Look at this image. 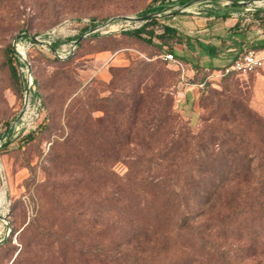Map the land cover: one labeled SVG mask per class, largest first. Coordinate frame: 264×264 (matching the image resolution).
Returning a JSON list of instances; mask_svg holds the SVG:
<instances>
[{
  "label": "rangeland",
  "instance_id": "374dc122",
  "mask_svg": "<svg viewBox=\"0 0 264 264\" xmlns=\"http://www.w3.org/2000/svg\"><path fill=\"white\" fill-rule=\"evenodd\" d=\"M152 5L157 3L152 0H0V146L23 108L28 73L33 80L24 112L26 119L19 121V131L5 147H0V197L4 198L0 213L7 216L10 228L8 231L0 220V239L8 234V241L0 244V264H130L132 255L122 251L123 247L106 248L110 238L106 228L111 225L106 200L116 189L111 185L116 179L111 180V176L117 175L118 180V176L129 172V160L118 154L120 148L113 131L107 137L87 134L82 132V124L89 114L98 119L104 112L117 109L110 99L116 88L131 100L138 97L140 89L151 97L158 82L167 96L160 107L166 109V104L171 105L177 116L162 125L174 131L175 136L184 129L196 134L206 118L210 122L233 115L227 122L234 127L231 133L238 154L253 152L246 148L247 144L256 150L251 156L252 172L246 180L239 186L226 184L219 191L215 208H207L203 216L204 247L199 254L196 247L186 239L174 238V234L173 242L167 239L169 243H165L162 231L166 226L160 221L153 222L152 212L140 217L151 226L159 241L164 242L168 256H192L190 260H196L194 264H264V154L259 151L264 149V98L257 97L255 92L256 73L215 74L203 86L179 90L174 66L160 58L165 49L159 51L123 34L122 29L133 28L138 23L119 19L83 38L74 55L62 62L44 45L29 38L18 39L15 46L25 47L27 63L17 54L19 62L12 61L17 75L9 67L6 49L13 47L14 39L23 31L37 38L50 36L51 40L61 41L64 48L94 27L82 31L88 20H95L97 26L115 16H140ZM174 10L178 9L171 7L172 13L157 17L158 22L173 24ZM259 71L264 74V69ZM152 76L158 80L152 81ZM203 78L201 73L193 81L201 82ZM124 99L120 101L128 105ZM246 109L255 117L239 116ZM73 112L75 120L71 123L76 128L69 125ZM108 124L115 126L112 116ZM140 126L141 117H137L130 141H136ZM219 134L222 141L225 136L223 132ZM236 170L243 174L240 168ZM71 203L79 219L89 220V224L95 222L94 227L102 234L99 238L93 234L85 238V234L79 241L85 246L98 245L106 255L94 252L92 247L80 255L67 241L59 243V207ZM41 213L40 222H32L21 232ZM107 255H115V260L105 259Z\"/></svg>",
  "mask_w": 264,
  "mask_h": 264
},
{
  "label": "trees",
  "instance_id": "16d2710c",
  "mask_svg": "<svg viewBox=\"0 0 264 264\" xmlns=\"http://www.w3.org/2000/svg\"><path fill=\"white\" fill-rule=\"evenodd\" d=\"M152 1L157 3V6H150L149 11L143 12V15L160 11L172 3V0ZM188 1L175 0L173 3L177 2L181 5ZM229 6L237 7L239 5L229 3ZM228 15L229 12H226L223 16ZM253 18L258 20L260 26L264 29V8H257L253 13ZM85 24L86 26L82 31L95 26L96 22L91 19L86 21ZM238 25V23L235 24L233 28L237 29ZM22 30L24 29L22 28L20 31ZM121 32L153 45L159 51L165 49V52H172L173 43H183L185 39V36L176 28L158 22L157 18L146 20L141 25L133 28L122 29ZM154 39L157 42H154ZM53 45L60 49L62 42L57 40L53 42ZM6 51L9 67L12 73L17 75L16 67L12 61L19 62L18 58L11 47L7 48ZM160 54L162 55V53ZM175 56L183 62L182 58ZM62 61L66 60L59 59V62ZM175 71L178 84L180 71ZM211 71L203 72L204 78L201 82H193H204L205 84ZM231 75L233 74L225 76ZM152 77V81L158 80L157 77ZM23 82L25 83V80ZM154 87L155 92L151 97L143 89H140L137 92L138 97L131 100L127 95L121 93L120 88H116L110 97L111 101L115 102L114 105L117 108L115 111L104 112L103 117L98 119H93L89 114L83 120L82 132L84 133H96L99 136L107 137L113 131L112 136L118 142L117 147L120 148H117L118 154L129 160V163H127L129 172L125 173L124 176H118V180L117 175L111 176V180L116 179V181L111 182V185L116 189L106 200V203L108 202V216H110L109 222L111 223L106 228V232L110 233L106 248L111 250L115 246L123 247L122 251L132 255L129 256L130 264H194L196 260H190L192 256H168L163 245L164 242L159 241L156 233L151 230V226L147 225V222L144 223L140 216H146L149 212H152V221H160L162 225L166 226V229L162 231L165 243L168 242L167 239L170 240L169 242H173L174 238H183L191 246L196 247L199 254L204 247L205 223L203 216L207 208H215L218 203L219 191L226 184L233 183L239 186L251 174V156H254L256 149L254 150V147L247 144L246 148L253 152L250 154L246 152L243 155L238 154L240 152L237 151L236 145L233 143L234 135L231 133L234 132L232 131L234 127L227 122L230 117L233 118V115L210 122L206 118L196 134L192 133L191 135V130L185 131L184 129L175 136L174 131L165 129L162 124L169 119L175 120L177 116L172 111L171 105L166 104V109L165 106L160 107L161 101L164 103L165 98H167L163 95L162 83L158 82ZM122 97H126L124 100L129 103L128 105H123L120 101ZM150 105H153L154 109L153 106L149 109ZM74 115L73 112L72 118L69 120L70 128L72 126L77 127L74 123L73 125L71 123L72 120H75ZM119 115H122V117H119ZM111 116L115 120L114 129L108 124ZM239 116H244L243 118L246 119L255 117L247 109ZM137 117H141V126L136 130V141L134 142L133 140L130 141V133L133 128V121ZM95 127H98V130ZM219 132H223V136H225L222 141H219ZM131 143L135 145L131 146ZM6 145L4 144V147ZM112 145L115 144L112 143ZM259 149L264 154V149ZM236 168H240L243 174L237 171ZM130 170H134L135 173H131ZM81 201L87 203L85 198H82ZM72 205L71 203V205L59 207V243L67 241L80 255L89 252L91 247L94 252L104 254L98 245L91 246L89 244L85 246L84 243L79 241V238L85 234V238H89L90 234L99 238L102 234L101 230L94 227L95 224L93 223L95 222L89 224V220H86V222L80 220ZM38 215L33 221H29L21 232L31 226L32 222H40L42 213L40 216ZM173 234L174 238H172ZM42 242L43 240L41 244ZM21 251L22 248L16 253L12 263ZM107 258L113 262L115 255H107L105 259Z\"/></svg>",
  "mask_w": 264,
  "mask_h": 264
},
{
  "label": "crops",
  "instance_id": "0c3cea01",
  "mask_svg": "<svg viewBox=\"0 0 264 264\" xmlns=\"http://www.w3.org/2000/svg\"><path fill=\"white\" fill-rule=\"evenodd\" d=\"M245 8L231 7L225 1H209L198 3L185 12L173 11L174 22L167 24L185 36L183 43L172 46V52L182 58L186 67L185 82L177 84L179 90L191 89L189 86L196 85L195 76L208 70L216 72L246 49L264 47V29L253 18L254 11L264 6L253 11H245ZM195 9L198 13L192 12ZM226 12L229 15L224 17ZM235 12L239 15H234ZM237 23L238 28L234 29ZM255 92L257 97L264 98V74L260 71L255 77Z\"/></svg>",
  "mask_w": 264,
  "mask_h": 264
},
{
  "label": "water",
  "instance_id": "95a60500",
  "mask_svg": "<svg viewBox=\"0 0 264 264\" xmlns=\"http://www.w3.org/2000/svg\"><path fill=\"white\" fill-rule=\"evenodd\" d=\"M209 1H225L226 3H235V4L239 5V6L262 7L261 4H260L261 0H248V1H243V0H239V1H237V0H189L188 2H186L184 4H181V5L179 4V7H178L179 9L176 12L177 13L185 12V11H187L185 9L188 8V7H191V6H193L195 4H198V3L209 2ZM174 4H178V3L177 2L171 3V4L168 5L167 8H164V9H162L160 11L151 12V13H148V14H145V15H140V16H115V17H112V18L108 19L105 23H103L101 25L94 26L93 28H91V29L87 30L86 32L82 33L81 35H79L76 38V40L73 41V44H72L71 48L69 49V55L66 56L65 58H68L74 52L75 48L77 47V45L79 44V42L83 38H86L87 36H89L91 34L97 33L98 31H101L102 29H105L113 21H115L117 19H119L121 21H127V22H144V21L152 19V18L162 17V16H164L166 14L172 13L170 11V8L173 7ZM21 38H24V39L29 38L34 43H39V44L44 45L49 50H51L55 54V56L57 58H60L59 55H62L61 51L53 45V41L50 39L49 36H46V37H43V38L42 37L41 38L40 37L37 38V37L33 36L32 34H30L29 32L23 31V32L19 33L16 36V38L14 39L13 47H11L17 57H18L19 54L15 50V45L17 44V40L21 39ZM20 57L23 59V61H25L27 63V60H26V57H25L24 54L22 56H20ZM32 82H33V80L31 78V75H30V73H28L27 76H26V88H25V94H24V105H23V108L19 112V114L16 117V119L9 126L8 132L6 134H4L3 138H4L5 141L2 143V145L7 143L14 136L16 131L18 130L19 121L22 119V116H23V114L25 112V108H26V106L28 104V101H29L30 89H31ZM0 220H2L5 223V225L7 226L8 231H9V229H10L9 228V223L7 221V216L4 213H0ZM7 236H8V234L4 235L0 239V244H2L6 240Z\"/></svg>",
  "mask_w": 264,
  "mask_h": 264
},
{
  "label": "built area",
  "instance_id": "2783aa9c",
  "mask_svg": "<svg viewBox=\"0 0 264 264\" xmlns=\"http://www.w3.org/2000/svg\"><path fill=\"white\" fill-rule=\"evenodd\" d=\"M261 6H264V4H261ZM255 8H257L256 6H249L245 8V11H253L255 10ZM179 9V8H177ZM192 12L194 13H198V10H192ZM234 15H239L238 12L233 13ZM127 23H132V22H127ZM134 23H138L139 26L141 25L143 22H134ZM126 29V28H124ZM50 37V36H49ZM52 41L54 42V38H52ZM72 40L67 46L64 48H58L62 55H59V59L63 60L65 59L66 56L69 55V49L71 48L72 44H73ZM76 49V48H75ZM161 57L169 62L170 64H172L175 68V70L180 71V83L185 82V71H186V67L185 64L179 60L174 53L172 52H164ZM264 69V47H256V48H249L246 49L245 51L241 52L240 54H238L232 61H230L229 63H227L226 65H224L222 68H220L219 70H217L216 72H211L210 75L207 77V79H210L211 76L213 75H218V76H225L228 74H242V75H246V74H250V73H257L259 72V70ZM197 86H203L204 82L202 83H195ZM23 120V118H22ZM20 126L18 127L19 131Z\"/></svg>",
  "mask_w": 264,
  "mask_h": 264
},
{
  "label": "bare ground",
  "instance_id": "6f19581e",
  "mask_svg": "<svg viewBox=\"0 0 264 264\" xmlns=\"http://www.w3.org/2000/svg\"><path fill=\"white\" fill-rule=\"evenodd\" d=\"M260 4H264V0H261L260 1ZM196 5V4H195ZM194 6V5H193ZM179 7V4H175V5H173V8H175V9H177ZM192 7V6H191ZM191 7H188V8H186L185 10H189ZM113 27V26H112ZM15 50H16V52L20 55V56H22L23 54L25 55V53H26V49H25V47L24 46H22L21 44H18L17 45V48H16V46H15ZM26 116H27V114L25 113L24 114V116H23V120L24 119H26ZM4 201V198H3V196L2 197H0V203H2ZM3 210V209H2Z\"/></svg>",
  "mask_w": 264,
  "mask_h": 264
}]
</instances>
